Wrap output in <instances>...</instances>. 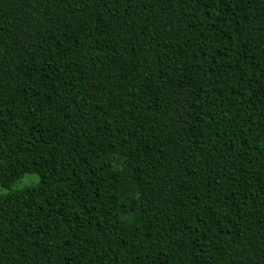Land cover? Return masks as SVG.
Returning <instances> with one entry per match:
<instances>
[{
  "label": "trees",
  "instance_id": "1",
  "mask_svg": "<svg viewBox=\"0 0 264 264\" xmlns=\"http://www.w3.org/2000/svg\"><path fill=\"white\" fill-rule=\"evenodd\" d=\"M0 185V264H264V0H0Z\"/></svg>",
  "mask_w": 264,
  "mask_h": 264
},
{
  "label": "rangeland",
  "instance_id": "2",
  "mask_svg": "<svg viewBox=\"0 0 264 264\" xmlns=\"http://www.w3.org/2000/svg\"><path fill=\"white\" fill-rule=\"evenodd\" d=\"M38 179H39L38 176L35 174H31V173L26 174L18 182H16L12 188L15 189L22 187L24 185L26 186L27 184L30 185V183L35 182L36 180L38 181ZM6 191H8V189L0 185V194Z\"/></svg>",
  "mask_w": 264,
  "mask_h": 264
}]
</instances>
